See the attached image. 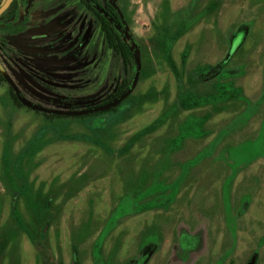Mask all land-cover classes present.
<instances>
[{
	"label": "rangeland",
	"instance_id": "rangeland-1",
	"mask_svg": "<svg viewBox=\"0 0 264 264\" xmlns=\"http://www.w3.org/2000/svg\"><path fill=\"white\" fill-rule=\"evenodd\" d=\"M81 1L25 0L0 32L29 104L120 83ZM108 1L135 56L116 113L48 120L0 85V264H264V0Z\"/></svg>",
	"mask_w": 264,
	"mask_h": 264
},
{
	"label": "trees",
	"instance_id": "trees-1",
	"mask_svg": "<svg viewBox=\"0 0 264 264\" xmlns=\"http://www.w3.org/2000/svg\"><path fill=\"white\" fill-rule=\"evenodd\" d=\"M21 0H14L10 7L7 9V11L1 16L6 17L8 20H11L12 17L15 16L19 4ZM86 6L96 14L100 26L101 31L104 34L105 41L107 47L113 51V53L118 56L121 59L122 62V68H123V75L121 78L120 83L118 84L117 88L113 93L104 101L101 103L96 104L95 106L86 107V110L90 109H96L101 108L104 106H110L109 108L99 111L97 113L82 115L74 118H87V117H93L98 116L105 113H116L118 108L125 102L126 98L124 95L126 94L131 82H132V72L135 69V56L133 52L131 51L128 44L125 42L124 38L119 35L116 28L113 26L112 22L119 23V15L114 7L109 5V3H105L102 0H82ZM98 8L104 13L106 16L100 14L96 11L94 8ZM7 84L5 79L0 74V85ZM9 91V97L12 102V104L16 108H24V105L18 100L15 93L12 91V89L8 86ZM24 99L25 97L22 96ZM46 119L50 120H56V119H65L69 117L65 116H59V115H53V114H42ZM145 261V260H144ZM143 261V262H144ZM141 262V264H143Z\"/></svg>",
	"mask_w": 264,
	"mask_h": 264
},
{
	"label": "flooded vegetation",
	"instance_id": "flooded-vegetation-1",
	"mask_svg": "<svg viewBox=\"0 0 264 264\" xmlns=\"http://www.w3.org/2000/svg\"><path fill=\"white\" fill-rule=\"evenodd\" d=\"M6 1V0H5ZM103 2H105V3H109V5H111L112 7H114L115 9H116V11H117V13H118V15H119V18H120V20H119V23H116V22H112L113 23V26L116 28V30H117V32L119 33V35L120 36H122L121 35V33H120V31L118 30V27L120 28V29H122L123 28V26H124V23H123V18H122V15H121V13H120V11H119V9L116 7V5L115 4H112L111 2H109L108 0H102ZM25 2V0H21L20 1V4H19V8H20V6L23 4ZM12 4V3H11ZM81 4L84 6V8L86 9V11L87 12H89L90 14H92L93 16H94V18L96 19V21H97V23H98V27H99V29H100V32L102 33V35H103V37H104V34H103V32L101 31V26H100V22H99V20H98V18H97V16H96V14L94 13V12H92L86 5L87 4H85L83 1H81ZM2 6V5H1ZM0 6V7H1ZM10 7V6H9ZM19 8H18V10H17V12H16V14H15V16L18 14V12H19ZM94 9H96V11L97 12H99L100 14H102V15H104V16H106L104 13H102V11L100 10V9H98V8H94ZM7 11V10H6ZM5 11V12H6ZM4 12V13H5ZM3 13V14H4ZM2 14V15H3ZM1 15V16H2ZM0 16V19H4L5 20V22H8V23H3L2 25H0V32H6V31H11L13 34H15V32L14 31H17L16 33H18V32H25L27 29H25L26 28V23H23L24 21H25V19L23 20V21H19V22H17V23H10V21L11 20H13L14 18H15V16L14 17H12V19L11 20H8V18H6V17H1ZM22 24V26L24 25V29L22 30V29H19V27H20V25ZM104 40H105V37H104ZM105 44H106V41H105ZM107 46V45H106ZM108 48V47H107ZM109 49V48H108ZM0 50L1 51H4V50H9V51H11L12 52V49L8 46V45H6V41L4 40V39H2L1 37H0ZM110 50V49H109ZM112 51V50H111ZM5 52V51H4ZM112 53H113V51H112ZM14 54H16V52L14 53ZM113 55L116 57V58H118L119 59V61L121 62V59L118 57V56H116L114 53H113ZM0 64H1V66L3 67V69L6 71V73L9 75V77L14 81V83L16 84V86H17V88H18V91H19V94H20V96H21V98H23L22 96H24L25 97V99L24 100H26L27 99V94L26 93H24L23 92V89L15 82V80L12 78V76L9 74V70L7 69V67L4 65V63H3V61L1 60V58H0ZM121 65H122V62H121ZM37 80V79H36ZM6 81V80H5ZM37 82H39L42 86H44V87H46L45 86V84H42L41 83V81H38L37 80ZM7 83V82H6ZM5 85H7V88H8V86H9V84L7 83V84H5ZM10 87V86H9ZM11 88V87H10ZM12 89V88H11ZM13 91V90H12ZM14 92V91H13ZM8 95H9V91H8ZM16 95V94H15ZM17 97V96H16ZM10 98V97H9ZM12 103V102H11ZM37 105H39L40 107H42V108H46V109H49V110H54V111H61L60 109H55L54 107L53 108H51V107H49V106H46V105H44V104H42V103H36ZM14 106V105H13ZM33 111H35V112H37V113H40L41 115L42 114H47V113H43V112H40V111H36V110H33ZM53 115H56V114H53ZM43 116V115H42ZM59 116H62V115H59ZM44 117V116H43ZM65 117H74V116H65ZM45 118V117H44Z\"/></svg>",
	"mask_w": 264,
	"mask_h": 264
},
{
	"label": "water",
	"instance_id": "water-1",
	"mask_svg": "<svg viewBox=\"0 0 264 264\" xmlns=\"http://www.w3.org/2000/svg\"><path fill=\"white\" fill-rule=\"evenodd\" d=\"M14 0H6L2 6L0 7V16L9 8V6L11 5V3ZM0 74L2 75V77L6 80V82L9 84V86L12 88V90L14 91V93L16 94L18 100L24 105L27 106L33 110L36 111H40L43 113H47V114H56V115H62V116H74V117H78V116H82V115H87V114H92V113H97L99 111H102L104 109L102 108H96V109H90V110H83V111H75V112H68V111H54V110H49L46 108H42V107H38L32 104H29L28 102H26L23 98H21L18 88L16 86V84L14 83V81L9 77V75L6 73V71L3 69V67L0 64Z\"/></svg>",
	"mask_w": 264,
	"mask_h": 264
}]
</instances>
